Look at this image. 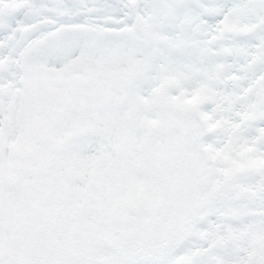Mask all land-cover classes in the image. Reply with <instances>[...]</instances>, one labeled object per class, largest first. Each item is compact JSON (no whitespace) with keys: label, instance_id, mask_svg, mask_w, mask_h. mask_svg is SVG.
<instances>
[{"label":"snow or ice","instance_id":"1","mask_svg":"<svg viewBox=\"0 0 264 264\" xmlns=\"http://www.w3.org/2000/svg\"><path fill=\"white\" fill-rule=\"evenodd\" d=\"M0 264H264V0H0Z\"/></svg>","mask_w":264,"mask_h":264}]
</instances>
